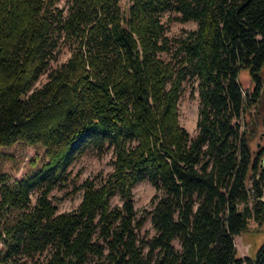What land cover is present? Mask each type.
Segmentation results:
<instances>
[{
  "label": "trees",
  "instance_id": "1",
  "mask_svg": "<svg viewBox=\"0 0 264 264\" xmlns=\"http://www.w3.org/2000/svg\"><path fill=\"white\" fill-rule=\"evenodd\" d=\"M127 1L126 15L121 0H0V264H264V241L254 258L234 242L264 223V147L251 151L264 124V0ZM168 11L196 28L168 36ZM189 79L194 136L179 112ZM20 141L47 160L10 182L1 148ZM85 149H112L113 170L59 212L51 193ZM144 180L157 191L146 240L133 195Z\"/></svg>",
  "mask_w": 264,
  "mask_h": 264
},
{
  "label": "rangeland",
  "instance_id": "2",
  "mask_svg": "<svg viewBox=\"0 0 264 264\" xmlns=\"http://www.w3.org/2000/svg\"><path fill=\"white\" fill-rule=\"evenodd\" d=\"M63 1L61 4H65ZM121 7L128 14V1L121 0ZM180 14L173 11H168L163 15V21L167 28V34L170 37H178L186 30L196 28L194 21L182 22L179 20ZM70 56L67 48H63L58 60L52 62V66L56 67L66 61ZM167 57V55H164ZM46 80V75H43L36 84L40 86ZM240 81L242 89L246 96V106H248V98H251L254 84L251 81L248 70H242L240 73ZM251 106L250 110L254 115L255 106ZM200 107V97L198 90V82L194 79L186 80L183 83V90L179 100L180 123L189 133L194 136L197 129V120ZM234 123L239 124L241 130H249V125H245L241 119L235 120ZM264 124L256 126L255 136L251 143L252 155L256 156L260 149L264 147ZM2 172L6 173L10 182L15 179L25 178L37 170L47 160L45 148L38 145H29L25 142H17L10 147H2ZM112 149H108L102 155L93 149H85V151L77 157L75 162L69 168L70 185L66 188L55 189L51 195L54 202L57 204L59 212L74 210L82 199L83 190L80 185L86 178H95L97 175L106 176L113 170L111 165ZM157 193L156 188L148 180L138 182L133 187L134 206L137 211V218L145 217L144 224L140 230V238L147 239L155 234V229L150 220L149 211L152 210L151 199ZM35 194H33V199ZM112 205H121L119 196L112 198ZM264 241V223L259 224L254 220L249 222L247 229L234 237L237 256H249L254 258L258 248ZM178 245V242L175 241ZM1 247V246H0Z\"/></svg>",
  "mask_w": 264,
  "mask_h": 264
},
{
  "label": "water",
  "instance_id": "3",
  "mask_svg": "<svg viewBox=\"0 0 264 264\" xmlns=\"http://www.w3.org/2000/svg\"><path fill=\"white\" fill-rule=\"evenodd\" d=\"M262 136H264V133L262 134ZM264 163V158L261 159V166L263 165Z\"/></svg>",
  "mask_w": 264,
  "mask_h": 264
}]
</instances>
